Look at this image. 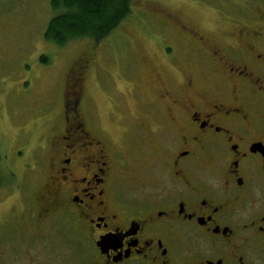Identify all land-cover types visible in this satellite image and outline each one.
Instances as JSON below:
<instances>
[{
    "label": "flooded vegetation",
    "instance_id": "1",
    "mask_svg": "<svg viewBox=\"0 0 264 264\" xmlns=\"http://www.w3.org/2000/svg\"><path fill=\"white\" fill-rule=\"evenodd\" d=\"M213 17L214 33L174 12L146 16L165 69L146 79L141 57L125 92L110 79L111 118L133 131L124 157L125 142L99 132L85 88L93 64L108 77L112 67L95 54L68 67L60 119L22 165L34 173L30 195L12 218L0 211V264H264V0H225ZM3 173L5 193L15 172Z\"/></svg>",
    "mask_w": 264,
    "mask_h": 264
},
{
    "label": "rangeland",
    "instance_id": "2",
    "mask_svg": "<svg viewBox=\"0 0 264 264\" xmlns=\"http://www.w3.org/2000/svg\"><path fill=\"white\" fill-rule=\"evenodd\" d=\"M224 1L133 0L131 8L136 17L132 16L131 21L118 27L107 39L97 45L88 39H78L58 49L54 43L46 41L44 36L48 22L57 14L51 7L50 0H0V156L3 158L0 159V167H10L15 172L8 179L13 182L12 187L5 193L0 190V198H5L10 203L0 209L3 213L8 211L3 219L12 218L16 212L11 213L9 210L13 207L15 211L22 205L23 196L30 195L26 189L31 188L33 182L30 178L34 173L22 165L35 162L36 158L33 156L36 148L41 146L46 135L57 125L61 116L58 100L65 84L64 76L79 55L85 57L93 48L98 56L97 61L101 59L103 65L112 67V75L108 77L105 71L99 70L97 64H93L85 88L86 95L91 99L94 97L96 103L92 118L98 122V130L102 128L105 141L111 145H118V140L125 142L122 147L124 151H119L124 157L127 154L125 149L133 145L130 139H133V131L128 130L126 133L129 136L124 135V129L115 125L111 118L113 111L117 115L119 112L113 106L114 84L110 82V79L114 80L120 91L127 90L123 82V78L129 77L127 60L124 58L125 54H122V49H125V45L121 43L123 34L127 35L125 42L129 43V48L133 47L135 53L127 54L128 57L130 60L144 57L147 60L144 75L146 79L153 81L156 77L155 70L159 71L158 74H164L165 68L160 66L162 62L159 60L158 63L152 50L148 49L154 42L159 44L155 33L158 27L146 19L148 13L153 9L174 12L180 19L214 33L221 27L213 17V12L216 4L221 5ZM223 6L233 10L232 5ZM43 55L49 57L48 63L42 62ZM117 65L120 76L116 73ZM128 70L133 72L132 66ZM69 75L67 73L65 78L71 79ZM51 96L58 98L52 101ZM123 118L122 116L120 120L123 121ZM21 128L24 132H20ZM19 148H27L25 154L19 156ZM113 151L115 152L114 148ZM127 159L130 160L129 157ZM134 170L133 164H125L124 172L131 173ZM4 175L6 174H0V177L7 179ZM18 202L21 203L17 205ZM10 231L15 235L13 230ZM46 233L50 238L48 244L56 248L58 240L53 228L49 226Z\"/></svg>",
    "mask_w": 264,
    "mask_h": 264
},
{
    "label": "trees",
    "instance_id": "3",
    "mask_svg": "<svg viewBox=\"0 0 264 264\" xmlns=\"http://www.w3.org/2000/svg\"><path fill=\"white\" fill-rule=\"evenodd\" d=\"M132 2L133 0H50L51 7L57 14L47 24L44 32L45 39L58 46V49L78 39H88L97 45L125 22L131 21L132 16H135L131 8ZM123 37V41L120 42L126 48L129 45L125 42L127 35L123 34ZM110 46L112 47L111 43ZM132 48L128 47L127 53L122 49V54H125L124 58L127 60V67L135 61L134 58L130 60L127 55L131 54ZM132 52L134 53V50ZM92 54L96 55L93 48L84 58L90 60ZM48 61L49 57L43 55L42 62L48 63ZM116 69V73L118 72L120 76L118 65Z\"/></svg>",
    "mask_w": 264,
    "mask_h": 264
}]
</instances>
